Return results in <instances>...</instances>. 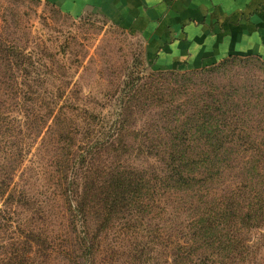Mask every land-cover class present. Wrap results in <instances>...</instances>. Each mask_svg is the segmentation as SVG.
<instances>
[{
  "label": "rangeland",
  "instance_id": "obj_1",
  "mask_svg": "<svg viewBox=\"0 0 264 264\" xmlns=\"http://www.w3.org/2000/svg\"><path fill=\"white\" fill-rule=\"evenodd\" d=\"M7 47L18 48L23 58H8L0 50V165L22 148L25 159L14 183L27 204L17 206L16 214L28 225L9 227L0 216V264H178L180 221L187 211L174 201L109 214L97 202L99 195H89L85 226H73V195L56 180L54 129L57 115L73 121L81 131L78 139L90 125L120 126L116 143L130 145L120 157L135 168L161 170L158 156L140 150L150 141L144 134L152 138L160 126L165 108L158 99L166 93L161 82L173 86L179 76L172 73L196 68L160 67L143 36L91 4L68 9L53 0H0V49ZM149 82L148 95L150 86L142 85ZM87 114L104 122L96 125ZM44 123L50 130L44 127L36 136ZM32 230L40 233V243L33 241ZM80 231L88 232L85 240ZM245 237L246 259L264 264V226ZM79 241L90 247L73 253ZM20 246L23 255L16 253Z\"/></svg>",
  "mask_w": 264,
  "mask_h": 264
},
{
  "label": "trees",
  "instance_id": "obj_2",
  "mask_svg": "<svg viewBox=\"0 0 264 264\" xmlns=\"http://www.w3.org/2000/svg\"><path fill=\"white\" fill-rule=\"evenodd\" d=\"M0 50L8 58H23L18 48ZM172 74L179 76L173 86L161 82L166 93L158 99L165 108L160 126L152 138L145 133L150 141L140 146L160 158L161 170L135 168L120 157L130 146L116 143L120 126L99 130L90 125L78 139L81 131L73 121L69 124L57 115L56 180L73 195V226H85L89 195H99L97 202L109 214L174 201L187 211L180 221L178 264H246L245 234L264 226V59L231 54ZM151 82L142 85L150 86L148 95L153 92ZM87 115L96 125L104 122L100 115ZM44 127L50 130L44 123L35 135ZM103 154L106 158L97 162ZM12 156L13 161L0 165V216L9 227L20 228L28 224L16 207L27 201L14 179L25 153L18 148ZM80 234L84 240L88 236L87 231ZM34 235L33 241L40 243V233ZM80 245L72 252L90 247L86 241ZM23 251L20 246L16 253Z\"/></svg>",
  "mask_w": 264,
  "mask_h": 264
},
{
  "label": "crops",
  "instance_id": "obj_3",
  "mask_svg": "<svg viewBox=\"0 0 264 264\" xmlns=\"http://www.w3.org/2000/svg\"><path fill=\"white\" fill-rule=\"evenodd\" d=\"M94 5L144 37L160 67L198 68L229 55L264 58V0H53Z\"/></svg>",
  "mask_w": 264,
  "mask_h": 264
}]
</instances>
